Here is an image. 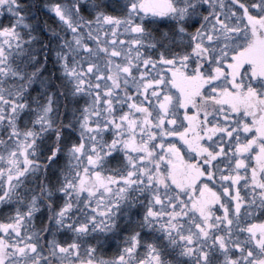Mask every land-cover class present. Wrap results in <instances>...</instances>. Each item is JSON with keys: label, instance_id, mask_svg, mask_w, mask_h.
Returning a JSON list of instances; mask_svg holds the SVG:
<instances>
[{"label": "snow or ice", "instance_id": "1", "mask_svg": "<svg viewBox=\"0 0 264 264\" xmlns=\"http://www.w3.org/2000/svg\"><path fill=\"white\" fill-rule=\"evenodd\" d=\"M0 264H264V0H0Z\"/></svg>", "mask_w": 264, "mask_h": 264}]
</instances>
